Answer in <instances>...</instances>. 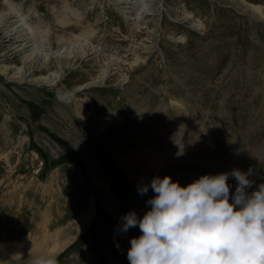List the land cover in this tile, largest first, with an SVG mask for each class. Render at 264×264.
<instances>
[{
	"label": "rangeland",
	"instance_id": "1",
	"mask_svg": "<svg viewBox=\"0 0 264 264\" xmlns=\"http://www.w3.org/2000/svg\"><path fill=\"white\" fill-rule=\"evenodd\" d=\"M10 1L32 17L37 43L86 55L0 75V264H264V20L248 9L264 0H149L135 38L114 0ZM134 52L160 72L154 101L114 68L77 90L109 56L133 62ZM6 56L9 78L38 67L35 56ZM59 65L53 87L36 80ZM93 91L124 95L127 112L91 106ZM148 123L166 155L142 175L137 143L124 141ZM173 194L178 205L165 206Z\"/></svg>",
	"mask_w": 264,
	"mask_h": 264
},
{
	"label": "bare ground",
	"instance_id": "2",
	"mask_svg": "<svg viewBox=\"0 0 264 264\" xmlns=\"http://www.w3.org/2000/svg\"><path fill=\"white\" fill-rule=\"evenodd\" d=\"M3 1L7 6V10L0 12V75L4 76L8 80H11L12 78L18 79L22 76L29 77L36 70H39L42 67V65H44L46 63H50L51 60H58L59 58L61 59L64 56L70 57L71 55H73V57H75V58H76V56H80L82 58L85 57L86 52L81 47H78V48L77 47L76 48L64 47L62 50L55 52V51L50 50L46 46L47 40L45 38H41L40 44L37 43L36 42L37 41L36 40V38H37L36 31L37 30H36L35 25L32 23V22H34V21H32V17L25 15V13H23L21 10L22 7L20 5L15 4L10 0H3ZM113 2L114 3H112V6H114L113 8L115 9L117 15H120L121 19H123L126 23H128V26L131 29V32L136 30V33H133V32L131 33L132 36L134 38H135V36L139 37L138 33L142 32V30H143V28H141L142 24L144 25L146 21H149V19L151 18L150 16L153 15V14L151 15L149 13V11H147L148 2H151V1H149V0L148 1L147 0H114ZM162 9H164L166 11V7L161 5V8L157 9L158 13H161L163 11ZM248 9L252 10L254 14H257L258 16H260L259 18H262L264 20V6L250 5L248 7ZM148 17H150V18H148ZM193 24H194L193 27H195V29L197 31H201V32L205 29V26H206L204 21H202L201 19L196 20L195 18L193 19ZM153 32H154V30L152 31V33ZM168 36L170 37L171 40L178 39L181 42L185 41V38L183 35L178 36L175 33H171ZM134 38H133V40H134ZM144 39H142L141 41L138 40L137 43L138 42L139 43L137 45H139L140 43H143ZM164 47L169 49L168 43L165 42ZM9 49L14 50V53H17V54H24V53L27 54L26 58L24 59V62H26L29 59V57L35 56L38 60L37 61L38 67L30 68L27 72L23 71L24 70L23 67L18 68L17 71L15 72V74L13 75V77L9 78V76H8L9 71L12 69L13 66L10 67L8 65H5V63H4L5 59H3L5 57H7L6 54L9 51ZM74 53H75V55H74ZM92 53H94V51H92ZM135 53L136 52H134V54ZM105 62H106L105 65H103V67H101V69H100V72H99L100 76L97 79H94L93 83L80 85V87L77 90H82V89L85 90L89 86L94 85V83H96V82H101V83L104 82V80L107 77L108 69L114 68V69H117L118 73H119L118 77L116 78L118 82L123 83V82L127 81L126 84L128 85L127 86L128 90L136 88L138 90L140 96L142 97V99L147 98V101L148 100L154 101L155 97L152 94V87L159 80L160 72L154 66L147 65L145 58H143L141 55L135 54L134 60H133V62H131L130 60H127L124 57H118L116 55H111L108 57V61H105ZM144 64H146V65H144ZM63 72H64V68L61 65H59L58 71H54L52 73L49 72V74H47V75H41L36 80L41 81L43 83H46L49 87H53L54 85H56L61 80ZM142 76L144 77L143 81L140 82V84L139 83L137 84L136 79H138V77H142ZM114 81H116V80H114ZM92 93L96 94L99 97V100L97 102H95V104H93V105L89 102L88 105L91 104V106L97 108L98 110H102V111L104 110V112H107L110 109V106L118 107V113H122V112L126 113L127 112L126 111V107H127L126 101H124L125 99L122 100V98H124V95L119 100H117V99H112L109 97L105 98L103 96L104 91L103 92L102 91L101 92H98V91L94 92L93 91ZM72 96H73L72 93L67 95L66 98L63 99V101L70 103L72 101V98H73ZM174 115H176V114H174ZM178 116H179V118H181L183 116V119L187 118L186 113H181V114L178 113ZM171 117L172 116H169V119ZM167 123H169V122H167ZM148 124L149 125L143 126L142 130H140V133L136 134L138 136H135V138H133L132 140L128 139V140L124 141V146H128L129 144L135 143V142L137 143L135 150H133L134 152H132V157H131V160L133 163L132 169L134 172H135V170H137V172H139L142 175L145 172H150L153 169V166L157 169L160 168L161 165L160 166L158 165L156 158L159 155H160V157H164L166 155V154H163V153H166V151H165L166 149L162 146L161 143H159L158 147H154V144H156V142H159L161 140V138H159V136L157 135V129L155 128L156 126L150 125V123H148ZM157 127L161 130L163 128L160 125H157ZM123 138H124V136H123ZM210 146H211V144H210ZM158 148L164 149V152L163 151L160 152ZM142 151H146V154H143ZM128 155H130V154H128ZM212 178H213V176H212ZM168 188H169V190L172 189L171 187H168ZM168 192H170V191H168ZM173 195H174L173 196L174 198L171 201V203L167 201L165 206L168 205L171 208V207H175V204L178 205V203L176 202L178 199V195L177 194H173ZM233 204L230 205L229 207H232ZM175 218L176 217L174 216L173 220H175ZM118 219L121 221V218H118ZM175 237H177V236H175ZM204 240H206V239H204ZM206 243H208V242H206ZM208 248H210V247H208Z\"/></svg>",
	"mask_w": 264,
	"mask_h": 264
},
{
	"label": "crops",
	"instance_id": "3",
	"mask_svg": "<svg viewBox=\"0 0 264 264\" xmlns=\"http://www.w3.org/2000/svg\"><path fill=\"white\" fill-rule=\"evenodd\" d=\"M150 252V251H149Z\"/></svg>",
	"mask_w": 264,
	"mask_h": 264
}]
</instances>
